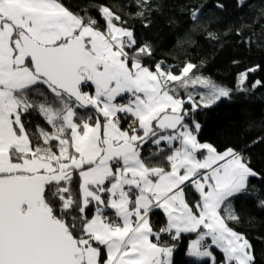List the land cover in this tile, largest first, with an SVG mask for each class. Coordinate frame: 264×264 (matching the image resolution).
<instances>
[{"label": "snow or ice", "instance_id": "1", "mask_svg": "<svg viewBox=\"0 0 264 264\" xmlns=\"http://www.w3.org/2000/svg\"><path fill=\"white\" fill-rule=\"evenodd\" d=\"M99 14L0 0V264H173L165 237L193 233L189 256L217 264L215 247L220 264H254L228 221L258 174L234 148L201 142L194 118L231 90L191 63L179 75L146 65L150 46L107 6ZM33 114L43 125L26 123Z\"/></svg>", "mask_w": 264, "mask_h": 264}, {"label": "trees", "instance_id": "2", "mask_svg": "<svg viewBox=\"0 0 264 264\" xmlns=\"http://www.w3.org/2000/svg\"><path fill=\"white\" fill-rule=\"evenodd\" d=\"M60 2L70 12L85 18L91 16L101 24L99 7L107 6L120 17L115 23L133 32L137 47L150 46L152 55L144 57L146 65L163 62L165 69L179 75L191 63L195 66L194 75L207 77L231 90L230 97L208 109L201 108L194 118L201 124V142L210 143L221 152L234 148L258 174L249 177V194L233 199L232 208L238 220L228 223L251 244L254 264H264V206L260 205V200H264V0ZM253 68L257 70L248 71ZM245 72L247 79L238 86L239 77ZM258 80L261 85L253 88ZM26 123L32 128L43 125L35 114ZM186 192L190 203L199 199L191 186ZM151 223L158 231L163 222L153 213ZM193 237L194 233L178 241L165 237L164 242L175 245L173 264H212L210 258L187 254L188 242ZM212 252L220 264L222 253L214 248Z\"/></svg>", "mask_w": 264, "mask_h": 264}, {"label": "crops", "instance_id": "3", "mask_svg": "<svg viewBox=\"0 0 264 264\" xmlns=\"http://www.w3.org/2000/svg\"><path fill=\"white\" fill-rule=\"evenodd\" d=\"M66 8V7H65ZM67 9V8H66ZM68 10V9H67ZM155 215L158 217V219L161 221V222H163L162 224H161V226L160 227H162L164 224H165V222H166V217L164 216V214H163V212L162 211H160V210H156L155 212ZM157 213V214H156ZM185 235H188V234H184L183 236H185ZM195 237H193V239H194ZM192 240V239H191ZM191 240H189V242H188V245H189V243H190V241ZM215 249V250H217V251H219L218 249H216L215 247H212L211 248V250L212 249ZM220 252V251H219ZM221 253V252H220Z\"/></svg>", "mask_w": 264, "mask_h": 264}, {"label": "rangeland", "instance_id": "4", "mask_svg": "<svg viewBox=\"0 0 264 264\" xmlns=\"http://www.w3.org/2000/svg\"><path fill=\"white\" fill-rule=\"evenodd\" d=\"M188 254V253H187Z\"/></svg>", "mask_w": 264, "mask_h": 264}]
</instances>
